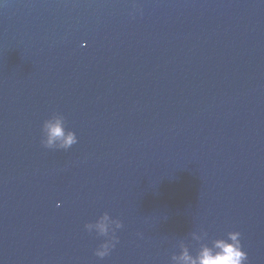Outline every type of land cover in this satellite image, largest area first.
<instances>
[{
    "label": "water",
    "instance_id": "obj_1",
    "mask_svg": "<svg viewBox=\"0 0 264 264\" xmlns=\"http://www.w3.org/2000/svg\"><path fill=\"white\" fill-rule=\"evenodd\" d=\"M229 231L264 264V0H0V264H171Z\"/></svg>",
    "mask_w": 264,
    "mask_h": 264
},
{
    "label": "clouds",
    "instance_id": "obj_2",
    "mask_svg": "<svg viewBox=\"0 0 264 264\" xmlns=\"http://www.w3.org/2000/svg\"><path fill=\"white\" fill-rule=\"evenodd\" d=\"M136 11L139 8L133 6ZM41 145L46 149L67 151L78 138L73 132H65L64 117L57 113L45 119L41 125ZM123 227L120 219L113 218L107 213L99 216L95 221L85 223L84 229L89 234L102 237V242L94 250V255L100 259L110 254L119 242L117 231ZM241 233L229 231L226 236L208 239L205 232L197 237L195 251H191L188 245L182 244L178 251L171 255V264H247L248 254L242 250L240 240Z\"/></svg>",
    "mask_w": 264,
    "mask_h": 264
}]
</instances>
